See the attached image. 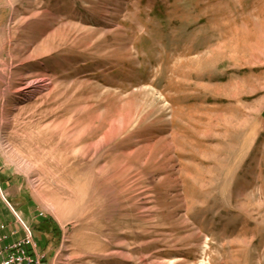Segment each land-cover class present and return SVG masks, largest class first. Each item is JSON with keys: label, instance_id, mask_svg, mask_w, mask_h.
<instances>
[{"label": "rangeland", "instance_id": "1", "mask_svg": "<svg viewBox=\"0 0 264 264\" xmlns=\"http://www.w3.org/2000/svg\"><path fill=\"white\" fill-rule=\"evenodd\" d=\"M1 217L43 264H264V0H0Z\"/></svg>", "mask_w": 264, "mask_h": 264}, {"label": "built area", "instance_id": "2", "mask_svg": "<svg viewBox=\"0 0 264 264\" xmlns=\"http://www.w3.org/2000/svg\"><path fill=\"white\" fill-rule=\"evenodd\" d=\"M17 220L21 235L15 230L5 234L7 226L0 223V264H43L45 254L40 251L31 229Z\"/></svg>", "mask_w": 264, "mask_h": 264}, {"label": "crops", "instance_id": "3", "mask_svg": "<svg viewBox=\"0 0 264 264\" xmlns=\"http://www.w3.org/2000/svg\"><path fill=\"white\" fill-rule=\"evenodd\" d=\"M2 217H3V214H2ZM0 218V223H4L5 225H7V228H6V231H5V234H9L11 231H13V229H15L14 227H12L11 225H10V223H8L9 221H4L3 220V218ZM21 233V231L19 230V234H18V232H17V235H21L20 234ZM11 238H13V237H11Z\"/></svg>", "mask_w": 264, "mask_h": 264}]
</instances>
